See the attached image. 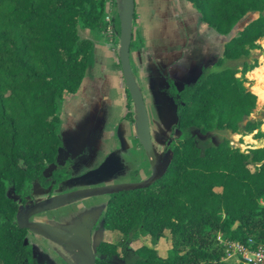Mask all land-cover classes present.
<instances>
[{"label":"trees","instance_id":"trees-1","mask_svg":"<svg viewBox=\"0 0 264 264\" xmlns=\"http://www.w3.org/2000/svg\"><path fill=\"white\" fill-rule=\"evenodd\" d=\"M185 1L227 38L193 81L177 88L167 78L164 91L176 110L170 159L151 184L106 194L100 227L120 239L99 240L93 264H227L217 235L252 246L264 241V147L241 151L228 139L200 144L197 137L225 129L255 130L252 137L264 139L260 121L248 118L256 95L244 78L257 66L245 58L264 39V0ZM105 10L106 0H0V264H38L16 217L33 201L35 183L51 195L70 177L72 159L57 163L59 102L77 90L92 55L91 41L77 29L103 31ZM250 78L259 84L264 71ZM165 233L169 247L159 254Z\"/></svg>","mask_w":264,"mask_h":264},{"label":"crops","instance_id":"crops-1","mask_svg":"<svg viewBox=\"0 0 264 264\" xmlns=\"http://www.w3.org/2000/svg\"><path fill=\"white\" fill-rule=\"evenodd\" d=\"M183 1L133 0L129 73L144 109L149 144L159 172L170 159L167 145L176 135L171 133L176 123L175 104L164 91L167 78L177 88L193 81L202 66L211 65L218 58L227 38L207 28L195 10ZM114 3L112 16L115 27L118 26L114 47H109L102 31H88L85 38L92 43V55L84 77L77 90L65 93L59 102L62 145L57 163L73 157L70 177L58 183L51 195L35 183L33 201L26 206L52 195L140 182L151 176L141 143V124L132 102L127 103L118 59L123 0ZM257 43L259 48L250 53L258 51L264 56V39ZM258 68L264 71V62L257 61L252 70ZM252 70L244 75L245 85L256 95L255 108L248 118L259 120V130L264 131V117L259 118V114L264 116V94L259 97L248 84ZM253 132L214 129L200 136L219 135L237 142L245 150L264 147V139L252 137ZM106 200V194L65 199L38 209L28 221L47 233L66 236L92 252L96 243L107 235L111 239L105 240L120 239L117 231L113 230L117 234H112L100 227ZM24 243L30 246L38 264H87L85 256L76 249L27 229Z\"/></svg>","mask_w":264,"mask_h":264},{"label":"water","instance_id":"water-1","mask_svg":"<svg viewBox=\"0 0 264 264\" xmlns=\"http://www.w3.org/2000/svg\"><path fill=\"white\" fill-rule=\"evenodd\" d=\"M132 16H133V0H123V10L121 12V19L119 24L120 46L118 50V59H119L120 69L124 80L125 88L134 106L136 116L138 117V120L141 124V128H142L141 143L150 164L151 176L148 179L140 182L114 184V185L95 187L85 190H75L63 194L52 195L42 201L35 202L28 206H25L22 210H20V212L17 214L16 217V223L19 228L27 229L31 232L46 236L52 240L59 241L67 246L76 249L85 256L87 264H93V260H94L93 254L89 249L74 243L66 236L51 234L42 231L39 226L29 222L28 218L38 209H41L52 203H56L69 198H80V197L92 196L97 194H109L116 191H129L137 188H142L151 184L160 176L161 172H159L158 170L155 157L152 153L149 144L148 130H147L144 109L129 73L128 60H129V45L131 39ZM246 88L249 91H251L247 86ZM120 264L122 263L120 262Z\"/></svg>","mask_w":264,"mask_h":264},{"label":"built area","instance_id":"built-area-1","mask_svg":"<svg viewBox=\"0 0 264 264\" xmlns=\"http://www.w3.org/2000/svg\"><path fill=\"white\" fill-rule=\"evenodd\" d=\"M114 8V0H106V10L103 17L106 24L102 32L108 40H113L115 37V25L112 16ZM229 144L234 145L232 141H229ZM240 146L238 144L239 149L243 151L245 148ZM215 240L222 251L221 260L226 262L227 259H230L231 262L227 264H264V241L252 246L250 240L241 243L236 240L223 239L218 235Z\"/></svg>","mask_w":264,"mask_h":264},{"label":"rangeland","instance_id":"rangeland-1","mask_svg":"<svg viewBox=\"0 0 264 264\" xmlns=\"http://www.w3.org/2000/svg\"><path fill=\"white\" fill-rule=\"evenodd\" d=\"M184 4H186L187 6H189V8H191V10L193 11L194 9H192V6L186 2V1H183ZM194 12V11H193ZM252 15H247L244 19H242L235 27L234 29L232 30V33L237 29L239 28L245 21H247ZM208 28V27H207ZM115 29V34H116V31L118 30V26L114 28ZM88 32V29H85V28H78L77 29V33L80 37H85L86 34ZM108 45L110 48H113L114 47V42L113 40H108ZM252 59H256L260 64H262V62H264V56H261L260 53L257 51L256 53H250V55L245 58V61H248V62H251ZM248 84L253 88V90H255L256 92H258L259 89H264V79L262 80L261 83L259 84H256L255 83V80L253 79H248ZM125 96L127 98V95H126V92H125ZM127 103L128 102V98H127ZM264 116L262 114H259V118L262 119ZM257 118V117H256ZM251 119V118H250ZM262 121V120H261ZM59 135L61 137V131H59ZM198 139H199V143L200 144H212V143H216L218 141H220L222 138L221 136L219 135H214V136H200V135H197ZM234 145L232 146H236L238 147V143L237 142H233ZM241 147V146H240ZM239 148V147H238ZM245 149H243L244 151ZM68 158H71L73 160V157H68ZM52 168V165H48L45 172L48 173L49 170ZM98 195V194H97ZM93 196V195H92ZM112 234H117V232L115 231H111ZM139 242L141 243H145L147 245H149V241L148 239L144 238L143 236H139ZM105 239H111L108 237V235L106 236ZM27 242H28V239H27ZM139 242L135 241L133 242V246L138 244ZM169 247V240H168V234L165 233L164 234V237L160 238L159 241L157 242L156 244V249L158 251L159 254H164L165 250ZM230 259H227L226 260V263H230Z\"/></svg>","mask_w":264,"mask_h":264},{"label":"bare ground","instance_id":"bare-ground-1","mask_svg":"<svg viewBox=\"0 0 264 264\" xmlns=\"http://www.w3.org/2000/svg\"><path fill=\"white\" fill-rule=\"evenodd\" d=\"M257 94H258V92H257Z\"/></svg>","mask_w":264,"mask_h":264}]
</instances>
